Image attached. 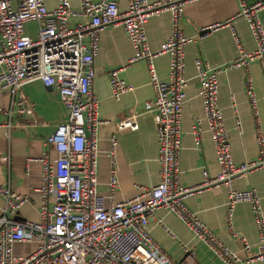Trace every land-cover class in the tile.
<instances>
[{"label":"built area","instance_id":"2783aa9c","mask_svg":"<svg viewBox=\"0 0 264 264\" xmlns=\"http://www.w3.org/2000/svg\"><path fill=\"white\" fill-rule=\"evenodd\" d=\"M45 0H0V91L10 95L24 83L39 80L53 84L66 109L65 120L56 124L48 134L39 163L37 220H17L18 209L29 202V196L0 185V264H199L193 251L185 245L180 259H172L149 234L146 225L158 208L175 216L220 262V264H248L264 259V218L260 200L264 199V136L258 121L257 98L248 73V65L264 57V27L259 11L264 0L247 3L237 0L238 10L231 17L202 27L201 35L226 27L231 35L236 55L227 63L210 65L200 58L193 59V79L197 82L202 116L191 126L193 142L199 145L205 130L211 140L218 173L206 177L197 186L179 183L178 160L180 145V114L185 100L187 78L184 76L185 46L193 37L185 36L180 27L183 7L191 0H126V8L119 11L114 0H77L72 9L69 0H57L47 8ZM167 13L168 35L155 50L146 41L145 23L150 16ZM70 17L82 22L69 24ZM242 18L252 37L254 47L243 48L234 30L233 20ZM32 21L36 35L23 33V25ZM106 25H118L131 47L127 63L145 62L147 83L152 96L143 104L151 113L156 141L158 181L148 187L135 185L134 196L114 201L117 184L113 166L116 145L115 133L110 135V168L106 194L97 186L98 137L102 120L98 118L99 100L92 92V60L99 46V33ZM168 57L167 80L158 78L154 59ZM121 66L110 73V97L118 100L132 86L117 76ZM232 68L245 71L243 86L254 116L256 156L248 161L233 162L227 128L217 103L218 75ZM232 100V98H231ZM14 102L12 101L11 104ZM19 104V103H17ZM233 114L235 106L231 103ZM2 111V109H0ZM11 113L9 109L2 111ZM204 123L202 126L201 123ZM8 127L9 124L5 123ZM236 127L239 122L236 118ZM115 128H137L132 116L119 119ZM48 150L54 152L50 156ZM252 170L261 175L262 192L254 188H235L233 181ZM221 185L225 189V220L232 237H239L242 260L224 245L211 230L188 209L184 199L203 186ZM107 201V203H105ZM249 205L257 242L252 248L244 237L234 231L232 215L237 203ZM164 230L170 233L166 228ZM16 242H33L28 255H13Z\"/></svg>","mask_w":264,"mask_h":264},{"label":"crops","instance_id":"0c3cea01","mask_svg":"<svg viewBox=\"0 0 264 264\" xmlns=\"http://www.w3.org/2000/svg\"><path fill=\"white\" fill-rule=\"evenodd\" d=\"M13 5L15 0H10ZM119 11L126 8V0H114ZM252 3L256 0H245ZM47 8H53L57 0H45ZM72 9H77V0H69ZM238 10L237 0H191L183 7L180 27L185 36L193 37L185 46L184 76L188 79L185 87V100L180 114V155L178 160L179 183L183 186H197L203 182L202 171L206 177H214L219 168L214 159L209 134L204 130L199 145L194 144L190 132L197 118L202 116L201 103L197 95V82L193 79V59L200 58L210 65H221L230 61L235 55V47L226 27L201 35L202 27L217 21H223ZM259 19L264 27V8L259 11ZM69 24L83 21L80 17H70ZM236 31L244 49L254 47L252 37L242 18L233 20ZM23 33L31 38L36 35V25L29 21L23 25ZM146 41L149 49L155 50L168 35L167 13L150 16L145 23ZM131 47L122 29L118 25H106L99 33V46L92 60V92L98 98L99 124L97 183L101 194H106L110 159V135L115 133L116 145L113 153V166L117 184L113 192L114 201L134 196L139 190L135 185L148 187L158 181V163L156 161V141L151 113L143 110V104L152 96L147 83L148 74L145 62L137 60L127 63L131 56ZM117 76L132 86L114 100L110 97L108 79L112 70ZM154 66L160 80H167L168 57L161 54L155 57ZM253 89L257 98L258 121L264 136V57L255 59L248 65ZM242 68H232L218 75L217 103L221 109L224 125L227 128L230 155L235 163L253 159L257 146L254 141V116L245 95ZM232 98V100H231ZM14 102L11 104V102ZM234 103L236 115L231 103ZM19 103V104H17ZM8 115L2 111L9 109ZM0 185L9 186L17 193L29 196V202L22 205L15 214L17 220H37V195L35 188L39 185V163L36 161L46 147L44 138L50 134L56 124L65 120L66 109L59 100L53 84L34 80L21 85L10 95L0 91ZM132 116L137 128L117 131L116 122ZM236 118L239 129L236 127ZM8 123L6 127L3 124ZM204 126V123H201ZM49 155L54 156L52 150ZM235 188H254L262 192L261 175L252 170L233 181ZM225 189L221 185L203 186L188 195L184 202L188 209L215 234L228 248L235 251L243 260L239 237H232L227 230L225 214ZM107 203V201H105ZM3 201L0 197V207ZM264 218V199L260 200ZM233 228L238 235L254 248L257 242L256 231L247 203L234 206ZM146 228L162 250L172 259H180L185 245L193 251L199 264H220L213 254L171 213L162 208L155 209ZM166 228L170 233H167ZM34 250L33 242H16L12 245L13 255H28ZM248 264H264L253 261Z\"/></svg>","mask_w":264,"mask_h":264}]
</instances>
